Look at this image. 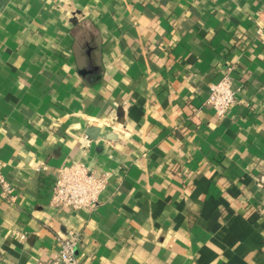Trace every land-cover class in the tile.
Instances as JSON below:
<instances>
[{"label": "crops", "instance_id": "1", "mask_svg": "<svg viewBox=\"0 0 264 264\" xmlns=\"http://www.w3.org/2000/svg\"><path fill=\"white\" fill-rule=\"evenodd\" d=\"M74 163L94 212L50 205ZM0 164V264H264V0H0Z\"/></svg>", "mask_w": 264, "mask_h": 264}, {"label": "built area", "instance_id": "2", "mask_svg": "<svg viewBox=\"0 0 264 264\" xmlns=\"http://www.w3.org/2000/svg\"><path fill=\"white\" fill-rule=\"evenodd\" d=\"M261 35L262 30L259 31V36ZM237 103L233 82L229 76L211 85L206 105L218 118H226ZM3 168L4 166L0 164V195L6 203L14 205L17 203L18 194L15 187L3 176ZM55 177L51 207L73 212H94L100 206V198L107 189L110 174L107 172L97 174L84 164L74 163L59 168ZM257 186L264 190V178L257 181ZM21 239H24L23 235ZM82 240V233L68 231L58 237V251L53 259L37 264H84L79 257Z\"/></svg>", "mask_w": 264, "mask_h": 264}]
</instances>
